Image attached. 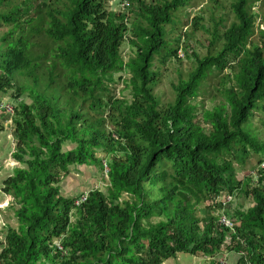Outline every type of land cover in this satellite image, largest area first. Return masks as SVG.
I'll return each mask as SVG.
<instances>
[{
	"label": "trees",
	"instance_id": "1",
	"mask_svg": "<svg viewBox=\"0 0 264 264\" xmlns=\"http://www.w3.org/2000/svg\"><path fill=\"white\" fill-rule=\"evenodd\" d=\"M112 1L68 0L67 12L42 6L29 19L26 0H0V28L8 27L0 36V94L16 101L12 157L22 166L3 185L19 226L0 237V264H164L179 254L222 264L219 257L235 253L236 264H264V169L242 183L236 167L253 155L264 163V142L250 129L264 109V30L261 44L253 41V9L264 0H229L235 21L219 36L215 20L221 50L193 53L196 68L174 85L166 107L154 93V62L164 28L187 0H129L132 21L110 12ZM128 35L135 55L125 63ZM226 71L223 101L202 110L207 132L193 101ZM121 73L130 75V99L109 88ZM82 166L106 173V191L65 197L63 182ZM222 193L252 195L253 207L231 215L234 231L215 215Z\"/></svg>",
	"mask_w": 264,
	"mask_h": 264
},
{
	"label": "rangeland",
	"instance_id": "2",
	"mask_svg": "<svg viewBox=\"0 0 264 264\" xmlns=\"http://www.w3.org/2000/svg\"><path fill=\"white\" fill-rule=\"evenodd\" d=\"M58 1V2H57ZM129 0H114L108 4V10L116 13H126L129 15L130 21L135 16L131 15L130 11H127ZM147 3L153 0H143ZM231 1L223 0L216 5L211 0H187L184 8L178 9L174 15L172 22L167 25L165 29V41L166 44L161 51V55L155 57L154 69L159 73L158 83L153 87L155 95L158 97L162 107H166L175 101L174 85H177L181 79L187 80L190 73L196 68L195 60L192 57L195 52L200 57H206L210 54H217L222 48V41L215 39V31L217 21L218 35H222L225 28H228L234 21L235 16L231 9ZM31 4V5H30ZM30 5V6H29ZM47 6L53 8L57 12H67L69 10L68 0H26L24 5V16L33 18L35 16L34 9ZM42 8L43 11H46ZM258 14V21L256 27L258 28L257 35L253 38L255 43L261 44L259 30L264 29V1L257 4L253 9ZM127 11V12H126ZM28 13V14H27ZM29 15V16H28ZM196 19H202L200 23L202 27H198V30L194 29V22ZM49 21V19H48ZM222 23H219L221 22ZM8 31V27L0 28V36ZM129 35L125 43L121 48V54L127 63L135 52L131 48L129 42ZM169 50H177L178 57L172 56L167 52ZM160 54V53H159ZM183 54V57L181 55ZM220 74L218 76L210 77L207 82L204 83L200 97L193 101V103L199 106L198 121L206 129L207 132L211 130L208 124H205L202 120V110L212 109L214 106L220 104L223 101V92L225 89L224 80L225 75ZM122 77V79H120ZM130 75L121 73L115 75L114 84L109 88L112 93L119 99H130V91L126 89V82L129 80ZM6 105L10 107L16 106L10 95L0 94V106ZM0 110V123L4 127V131L0 136V237L2 241H5L6 232L8 227L18 229V223L14 219V213L9 209V205L14 201L12 197L4 194L3 185L4 181L13 175V171L16 168L22 166L16 162L12 155L14 153L15 141L13 137V125L11 120V114L1 112ZM6 113V114H5ZM251 131L259 138L261 142H264V109L256 112L251 120ZM74 146H66L65 150H70ZM99 157L104 158L103 154H99ZM263 158L253 155V158L248 160L246 166L238 168L237 179L242 183H246L248 179L257 178L259 171V161ZM253 178V181H254ZM108 186V177L106 173L96 169L95 167H74L72 168L71 175L62 184V194L65 197H84L91 190L106 191ZM227 194V193H226ZM224 195V194H223ZM228 195V194H227ZM250 196L241 195L237 193L231 203L223 204L222 201H230L227 196L217 198L214 203L215 215L227 216L233 219L234 212L237 210L247 211L253 207L254 202ZM210 202L205 203V206ZM204 206V207H205ZM204 207H200L203 209ZM199 216L204 217V214L200 211ZM239 256L230 254L228 257H219L218 261L222 264H236ZM207 259L202 256L195 257L189 254H179L177 258L171 259L164 264H209Z\"/></svg>",
	"mask_w": 264,
	"mask_h": 264
},
{
	"label": "built area",
	"instance_id": "3",
	"mask_svg": "<svg viewBox=\"0 0 264 264\" xmlns=\"http://www.w3.org/2000/svg\"><path fill=\"white\" fill-rule=\"evenodd\" d=\"M181 57H183V54L181 55ZM0 110H2V111L4 110L5 112L10 113L11 115L14 113V107L12 108V107L6 106V105H1ZM259 168L264 169V163ZM223 194L227 196V199L230 198V201H227V200L222 201L223 204H227V203L229 204L233 201L234 197L232 195H229V194L227 195L226 193H222L221 196H219L218 198H222L224 196ZM86 198L87 197L83 198L82 201L77 202V206H79L81 203H83L86 200ZM219 223L222 227H224L227 230L234 231V229H235V223L232 221L231 218H229L227 216H221ZM58 250L65 254V251H64V249L60 243L58 244Z\"/></svg>",
	"mask_w": 264,
	"mask_h": 264
},
{
	"label": "clouds",
	"instance_id": "4",
	"mask_svg": "<svg viewBox=\"0 0 264 264\" xmlns=\"http://www.w3.org/2000/svg\"><path fill=\"white\" fill-rule=\"evenodd\" d=\"M263 27H264V23H263ZM263 30V29H262ZM232 221L235 223V221L232 219Z\"/></svg>",
	"mask_w": 264,
	"mask_h": 264
},
{
	"label": "crops",
	"instance_id": "5",
	"mask_svg": "<svg viewBox=\"0 0 264 264\" xmlns=\"http://www.w3.org/2000/svg\"><path fill=\"white\" fill-rule=\"evenodd\" d=\"M230 256V255H229ZM237 262H238V260H237ZM227 264V263H226Z\"/></svg>",
	"mask_w": 264,
	"mask_h": 264
}]
</instances>
